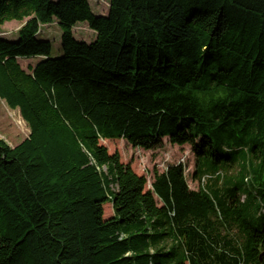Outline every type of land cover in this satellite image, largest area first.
Listing matches in <instances>:
<instances>
[{
	"label": "trees",
	"instance_id": "1",
	"mask_svg": "<svg viewBox=\"0 0 264 264\" xmlns=\"http://www.w3.org/2000/svg\"><path fill=\"white\" fill-rule=\"evenodd\" d=\"M55 20L52 57L36 33ZM9 21L23 23L0 38V99L29 134L0 139V264H264V0H110L105 16L0 0ZM78 22L94 41L73 37ZM164 137L191 145L195 179L222 183L190 189L178 164L147 188L100 142Z\"/></svg>",
	"mask_w": 264,
	"mask_h": 264
},
{
	"label": "rangeland",
	"instance_id": "2",
	"mask_svg": "<svg viewBox=\"0 0 264 264\" xmlns=\"http://www.w3.org/2000/svg\"><path fill=\"white\" fill-rule=\"evenodd\" d=\"M92 12L99 16H105L108 13L110 0H87ZM22 22L9 21L5 22L0 30V38L12 39L17 37V32L21 27ZM73 37L78 41L90 43L95 40L96 34L88 28L86 22H78L73 28ZM61 29L57 21L50 24L39 26L36 37L39 40H49L52 45L51 56H60L61 50ZM41 56L18 58L17 61L21 68L28 71V66H35ZM29 134V129L22 120L18 109H10L6 103L0 99V139L5 141L10 146L25 139ZM101 144L107 148L110 155L117 153L119 160L123 164H130L137 175H144L147 180V188H150L152 181V171L154 168L163 171L167 166L184 161L186 164L187 178L186 181L190 188L197 189L195 179L192 177L194 173V154L191 145L183 146L173 145L164 137L162 143L151 150H144L141 147H132L124 139L122 140H100ZM106 171V168L103 167ZM236 171V170H235ZM114 211L112 204L106 203L103 205V217L109 218Z\"/></svg>",
	"mask_w": 264,
	"mask_h": 264
},
{
	"label": "crops",
	"instance_id": "3",
	"mask_svg": "<svg viewBox=\"0 0 264 264\" xmlns=\"http://www.w3.org/2000/svg\"><path fill=\"white\" fill-rule=\"evenodd\" d=\"M6 39H7V38H6ZM16 39H17V37H15V38L13 37L12 39H8V40H16Z\"/></svg>",
	"mask_w": 264,
	"mask_h": 264
},
{
	"label": "bare ground",
	"instance_id": "4",
	"mask_svg": "<svg viewBox=\"0 0 264 264\" xmlns=\"http://www.w3.org/2000/svg\"><path fill=\"white\" fill-rule=\"evenodd\" d=\"M200 181H201V178H200Z\"/></svg>",
	"mask_w": 264,
	"mask_h": 264
}]
</instances>
